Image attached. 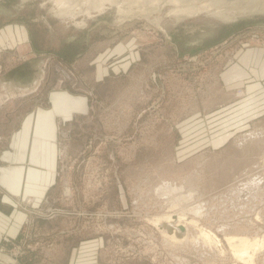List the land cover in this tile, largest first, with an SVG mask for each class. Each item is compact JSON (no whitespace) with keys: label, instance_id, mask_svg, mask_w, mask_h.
I'll return each instance as SVG.
<instances>
[{"label":"rangeland","instance_id":"374dc122","mask_svg":"<svg viewBox=\"0 0 264 264\" xmlns=\"http://www.w3.org/2000/svg\"><path fill=\"white\" fill-rule=\"evenodd\" d=\"M53 1L0 0V149L50 91L86 104L58 120L57 185L18 203L28 217L0 241L15 262L0 264H264L263 78L230 74L264 50V9L222 20L209 0H120L62 15ZM172 214L195 223L176 240L157 221ZM229 237L258 249L239 257Z\"/></svg>","mask_w":264,"mask_h":264},{"label":"crops","instance_id":"0c3cea01","mask_svg":"<svg viewBox=\"0 0 264 264\" xmlns=\"http://www.w3.org/2000/svg\"><path fill=\"white\" fill-rule=\"evenodd\" d=\"M240 62L242 66L236 65L230 74L239 70L245 76L263 78L260 94L264 98V50L250 49ZM255 65L258 69H253ZM85 100L66 91H50L46 103L24 113L18 126L2 141L0 241L4 235L16 236L28 217L29 211L19 208V202L27 201L29 210L38 208L56 187L58 120L70 121L75 114L84 113ZM87 247L84 244L81 248V257Z\"/></svg>","mask_w":264,"mask_h":264},{"label":"bare ground","instance_id":"6f19581e","mask_svg":"<svg viewBox=\"0 0 264 264\" xmlns=\"http://www.w3.org/2000/svg\"><path fill=\"white\" fill-rule=\"evenodd\" d=\"M110 1V2H116L117 5H120L121 1L120 0H55L54 2V11L57 14H67L70 11H73V9L77 8L75 7L76 5L80 6L82 3L83 4H90L89 6L94 7L96 5L98 6H103L105 2ZM128 1V0H125ZM148 2L151 3V10H154L153 8L156 9V0H141V2ZM171 1V0H169ZM177 6H182V8H185V2H188L189 0H172ZM196 2V0H191ZM130 3L132 0L129 1ZM135 4L137 1H134ZM75 3H77L75 5ZM74 4V5H72ZM208 6L214 8L215 14L218 15L222 20H235L240 16H245L250 13H253L257 11L258 8L264 9V0H209L207 3ZM196 4H193L191 7H196ZM101 6V7H102ZM154 6V7H153ZM100 7V9H101ZM183 8V9H184ZM80 9H83L82 7ZM103 9V8H102ZM190 9V8H189ZM189 9L187 11H189ZM150 11L145 12V10H142L140 7H138L136 10H134L132 7L129 8L127 13H143L147 14ZM186 11V10H184ZM196 12V9L194 10ZM12 74L16 75V78L22 81H27L26 77V70L23 67L15 69V71H12ZM260 182V181H259ZM257 184V183H256ZM258 185V184H257ZM250 187V186H249ZM255 187V185H254ZM257 187V186H256ZM253 187H250V189ZM176 214V213H175ZM174 215H166L165 218H163V221L157 220L159 223H162L161 225V230H163V233L170 239V240H176L178 239L179 236L184 237L185 234L187 233V230L189 229L188 227L194 223V220H190V218L183 217V214H177L173 217ZM186 216V215H185ZM159 218V217H158ZM156 222V221H155ZM168 222V223H167ZM174 222L175 226L171 225L170 223ZM157 223V222H156ZM167 223V224H166ZM193 226V225H192ZM183 229H185L183 231ZM204 234V233H203ZM202 235V234H201ZM208 234H205L204 238L207 237L209 238ZM211 238V237H210ZM206 239V238H205ZM228 243H230L231 249L234 251L235 255H238L239 257H242L245 253L250 248L255 247L257 248L258 243H256L255 240H251L249 238H240L238 240L234 239L233 237H229ZM210 240V239H209ZM208 242L212 241V239ZM214 243V240H213ZM229 246V247H230ZM258 249V248H257ZM5 258L0 259V260H10L12 258L8 256H3Z\"/></svg>","mask_w":264,"mask_h":264},{"label":"water","instance_id":"95a60500","mask_svg":"<svg viewBox=\"0 0 264 264\" xmlns=\"http://www.w3.org/2000/svg\"><path fill=\"white\" fill-rule=\"evenodd\" d=\"M3 256H8V257H10L7 253H5V252H3L2 250H0V259H3V258H5V257H3ZM11 258V257H10ZM0 261H6V262H12V263H14L15 261L13 260V259H10V260H0Z\"/></svg>","mask_w":264,"mask_h":264},{"label":"built area","instance_id":"2783aa9c","mask_svg":"<svg viewBox=\"0 0 264 264\" xmlns=\"http://www.w3.org/2000/svg\"><path fill=\"white\" fill-rule=\"evenodd\" d=\"M262 237H264V235H262Z\"/></svg>","mask_w":264,"mask_h":264}]
</instances>
